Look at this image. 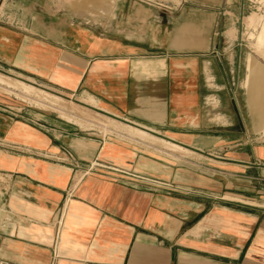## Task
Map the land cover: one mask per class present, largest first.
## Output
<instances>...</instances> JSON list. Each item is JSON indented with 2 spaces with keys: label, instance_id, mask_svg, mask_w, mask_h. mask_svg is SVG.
Returning a JSON list of instances; mask_svg holds the SVG:
<instances>
[{
  "label": "crops",
  "instance_id": "obj_1",
  "mask_svg": "<svg viewBox=\"0 0 264 264\" xmlns=\"http://www.w3.org/2000/svg\"><path fill=\"white\" fill-rule=\"evenodd\" d=\"M56 1L0 18V76L56 98L0 96V257L264 264V72L220 46L234 0Z\"/></svg>",
  "mask_w": 264,
  "mask_h": 264
},
{
  "label": "rangeland",
  "instance_id": "obj_2",
  "mask_svg": "<svg viewBox=\"0 0 264 264\" xmlns=\"http://www.w3.org/2000/svg\"><path fill=\"white\" fill-rule=\"evenodd\" d=\"M57 1H59L60 4L56 6H59V7H61V5L62 6L65 5V2L68 3L69 5L80 4L79 0H57ZM156 1H157L156 5H159V6H165L166 4H168L167 3L168 0H156ZM44 7L45 6H43L42 8L44 9ZM33 10H34L33 0H0V18H2L3 20H8L10 16L15 17L16 19V16L18 13L25 12L28 14L30 13V11H33ZM219 11H222V10H219ZM231 12L232 14H234L233 21L230 19L228 20L226 19L223 23H220L218 27L216 28L217 32L221 34V39H224V41H221L220 46L222 48H234V49L240 48L241 54H243L242 57L244 58V56L246 55V60L248 61L247 75L251 72H254L255 76H257L260 73L264 72V56L261 55L262 53L258 52V50L256 49V45H255L256 33L258 32L259 29L256 26L253 27L252 25L250 26L247 23L245 24V21H246L245 18L250 17L252 14L255 17L257 15V18H263L264 17V0H234V4H233V8ZM222 14L223 16H226L225 13H222ZM1 81L3 82L5 81L9 85H12L14 88L8 87L7 85L1 83L0 84V96L1 95L7 96V94H10L12 96H15L16 98L17 97L23 98V95H24L23 93H25V95H32V96L34 95L36 98L39 97V99L42 100L46 104L53 103L52 101L48 102V101H45L44 99H41L40 97L44 98V96H46L45 94H43L44 90L37 88L33 85L31 87L36 88V90L32 89L31 92H35V93H30L29 91H27L26 88L23 89L20 83H17L15 81L11 82L3 78L2 76H0V82ZM241 84H243L244 87L247 89V91L249 92L250 99L251 101H253L254 93L252 92V88L248 87L245 81ZM52 105L56 106V104H52ZM257 139L259 140V142L264 143V126L261 132L258 134ZM167 145L168 144L165 143V146L163 148L164 152L167 151L171 153V151L173 152L175 150L174 148H177L176 145L175 146H172L170 144L169 146Z\"/></svg>",
  "mask_w": 264,
  "mask_h": 264
},
{
  "label": "bare ground",
  "instance_id": "obj_3",
  "mask_svg": "<svg viewBox=\"0 0 264 264\" xmlns=\"http://www.w3.org/2000/svg\"><path fill=\"white\" fill-rule=\"evenodd\" d=\"M246 19V21H245ZM245 24L247 23L248 25H252L253 27H258V32L256 33V40H255V45H256V49L258 50V52L262 53L261 55L264 56V17L263 18H257L252 14L250 17L245 18ZM247 26V25H246ZM260 55V54H259ZM17 83H20L21 86L23 87V89H27V91H29L30 93H35V92H31L32 89L36 90V88H33L25 83H22L20 81H15ZM14 85V84H13ZM26 91V90H25ZM44 92V91H43ZM42 93V92H41ZM40 94V93H39ZM43 94H45L47 96V98L50 99V101H52L53 103L55 102V99L53 95H51L49 92H44ZM36 95V94H35ZM42 95V94H41ZM130 131L132 133H134V135H136L137 137H144V132L136 129V128H131ZM165 146V145H164ZM169 146V144L167 145ZM169 148V147H168ZM172 148V147H171ZM175 149V148H174Z\"/></svg>",
  "mask_w": 264,
  "mask_h": 264
},
{
  "label": "built area",
  "instance_id": "obj_4",
  "mask_svg": "<svg viewBox=\"0 0 264 264\" xmlns=\"http://www.w3.org/2000/svg\"><path fill=\"white\" fill-rule=\"evenodd\" d=\"M1 195H2V188H1V180H0V197ZM0 264H16V263L7 259L5 260L2 257H0Z\"/></svg>",
  "mask_w": 264,
  "mask_h": 264
}]
</instances>
